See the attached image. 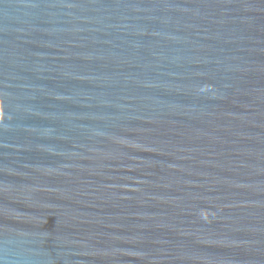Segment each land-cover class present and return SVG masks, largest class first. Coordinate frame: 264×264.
Segmentation results:
<instances>
[{
    "label": "water",
    "instance_id": "water-1",
    "mask_svg": "<svg viewBox=\"0 0 264 264\" xmlns=\"http://www.w3.org/2000/svg\"><path fill=\"white\" fill-rule=\"evenodd\" d=\"M0 264H264V0H0Z\"/></svg>",
    "mask_w": 264,
    "mask_h": 264
}]
</instances>
